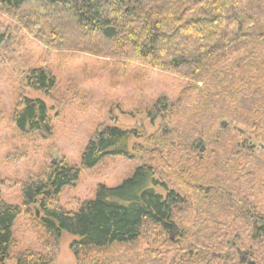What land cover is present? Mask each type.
I'll use <instances>...</instances> for the list:
<instances>
[{"label": "rangeland", "instance_id": "rangeland-1", "mask_svg": "<svg viewBox=\"0 0 264 264\" xmlns=\"http://www.w3.org/2000/svg\"><path fill=\"white\" fill-rule=\"evenodd\" d=\"M17 23L13 15L0 8L3 201L21 207L22 184L64 162L79 168V178L74 187L62 191L58 203L66 211L77 212L82 203L95 199L98 186L116 188L142 164H153L170 189L188 198L186 205L178 208L176 220L190 231L193 250L209 248L204 250L202 264H264V236L257 235L254 228L255 221H264V38L259 41L260 48L245 47L238 52L234 80L230 75L232 60L222 70L227 76L221 77L222 82H234L237 89L220 95L222 116L247 120L252 126L239 127L226 120V128L220 129L219 121L213 126L205 121L203 152L191 150L185 155L176 143L171 150L152 154L137 146L143 143L150 149L145 140L161 125L149 121V112L162 98L170 104L180 102L174 122L183 125L187 121L185 109H192L197 101V94L189 89L192 82L139 62L73 49L69 43L54 49L44 34H30ZM243 30L264 35V23L245 21ZM34 69H42L55 79L49 95L27 87L26 80ZM21 98L46 104L52 117V136L23 135L15 128L13 116ZM101 126L135 129L141 139L130 137V157L107 156L94 168L83 169L81 156ZM12 235L10 255L0 257V264H16L19 254L43 251L45 233L24 208L14 222ZM71 241L63 235L54 264H76L69 249ZM138 246V255H142L147 246L143 242ZM132 248H122L121 262L132 259L129 264L137 263Z\"/></svg>", "mask_w": 264, "mask_h": 264}, {"label": "trees", "instance_id": "trees-1", "mask_svg": "<svg viewBox=\"0 0 264 264\" xmlns=\"http://www.w3.org/2000/svg\"><path fill=\"white\" fill-rule=\"evenodd\" d=\"M0 8L30 34H44L54 49L69 43L73 49L139 62L192 82L189 89L197 94V101L192 109H185V126L174 122L180 102L170 104L162 98L148 114L151 123H161L145 140L150 149L143 143L138 149L158 154L179 143L177 148L184 149L185 155L191 150L203 152L205 121L211 126L222 120L252 126L247 120L222 116L220 95L237 89L221 77L227 76L222 70L232 60L230 75L235 79V57L242 48L261 47L264 35L248 34L243 24L264 23V0H0ZM26 81L27 87L46 95L55 87V79L42 69L32 70ZM51 122L43 101L20 99L13 123L21 134L50 137ZM140 135L135 129L101 126L81 156V167L92 169L107 156L130 157L129 139L139 141ZM79 171L62 162L28 179L21 186V207L3 201L0 193L1 258L10 255L12 227L24 208L44 231L45 240L42 252L19 254L16 264H54L63 235L72 238L69 249L76 264H129L132 259L120 261L119 253L126 246L133 247L134 264L205 261L204 250L209 248L193 250L190 231L176 220L188 198L170 189L153 164H142L116 188L98 186L93 201L82 203L77 212L66 211L58 197L65 188L74 187ZM254 224L255 233L264 236V228H258L264 221ZM140 242L147 246L142 255L137 250Z\"/></svg>", "mask_w": 264, "mask_h": 264}, {"label": "water", "instance_id": "water-1", "mask_svg": "<svg viewBox=\"0 0 264 264\" xmlns=\"http://www.w3.org/2000/svg\"><path fill=\"white\" fill-rule=\"evenodd\" d=\"M227 126V122L223 121V122H220V129H225ZM239 131V129H237ZM240 133H243L242 131H239ZM38 216V214H36ZM242 260H244V256H242ZM252 264V263H251Z\"/></svg>", "mask_w": 264, "mask_h": 264}, {"label": "bare ground", "instance_id": "bare-ground-1", "mask_svg": "<svg viewBox=\"0 0 264 264\" xmlns=\"http://www.w3.org/2000/svg\"><path fill=\"white\" fill-rule=\"evenodd\" d=\"M200 190V189H199Z\"/></svg>", "mask_w": 264, "mask_h": 264}]
</instances>
